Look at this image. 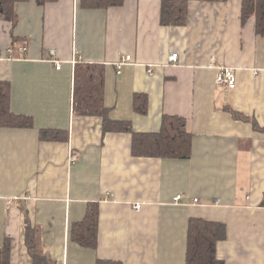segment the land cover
<instances>
[{
    "label": "crops",
    "instance_id": "0c3cea01",
    "mask_svg": "<svg viewBox=\"0 0 264 264\" xmlns=\"http://www.w3.org/2000/svg\"><path fill=\"white\" fill-rule=\"evenodd\" d=\"M242 1L190 0L183 25L161 23L163 0L108 8L28 0L16 4L14 21L0 16V80L11 84V110L32 118L29 127L0 128V245L11 239L10 264H34L28 222L56 264H186L192 217L225 224L217 246L225 264H264V36L254 17L242 19ZM125 54L132 61L119 75ZM82 62L104 64L112 120L158 132L164 115L186 118L191 156L135 155L131 132H104L102 116L75 110ZM222 66L236 68V88L216 84ZM135 93L148 95L146 114L133 110ZM11 196L20 199L7 209ZM89 202L100 210L96 249L71 236Z\"/></svg>",
    "mask_w": 264,
    "mask_h": 264
},
{
    "label": "trees",
    "instance_id": "16d2710c",
    "mask_svg": "<svg viewBox=\"0 0 264 264\" xmlns=\"http://www.w3.org/2000/svg\"><path fill=\"white\" fill-rule=\"evenodd\" d=\"M28 0H0V16L7 20L16 19V4ZM58 0H36L39 5ZM216 2L226 0H200ZM125 0H83V5L90 8H108L121 6ZM190 0H163L161 8V23L164 25H183L189 14ZM255 18L258 35L264 36V0H243L242 19ZM104 64L82 62L75 65L74 70V108L80 114L102 116L104 132L126 131L133 136V153L138 156H153L161 158H189L192 153V135L187 131V119L178 115H164L158 132L134 131L129 120H112L107 115L105 104ZM11 84L0 80V128L31 126L32 118L15 113L10 108ZM148 95L135 93L133 110L140 114L148 112ZM237 119L248 120L242 112L230 110ZM59 132L43 131V136ZM264 203V202H263ZM100 210L98 202H89L84 218L76 222L71 230L72 239L84 247L96 249L98 246ZM226 236V226L222 222L192 217L188 227V246L186 264H225L217 256L218 242ZM26 243L34 258V264H56L42 255L39 245V233L28 222L26 226ZM12 242L6 238L0 245V264H10ZM97 264H123L121 261L98 259Z\"/></svg>",
    "mask_w": 264,
    "mask_h": 264
},
{
    "label": "built area",
    "instance_id": "2783aa9c",
    "mask_svg": "<svg viewBox=\"0 0 264 264\" xmlns=\"http://www.w3.org/2000/svg\"><path fill=\"white\" fill-rule=\"evenodd\" d=\"M22 51H27V47L26 46H22L21 47ZM52 53H55V51H53ZM179 60V54L177 52H172L169 56H168V62H173L176 63ZM132 61V56L130 54H125L122 55L118 62L116 63V68H117V73L120 75L121 74V69L123 67V65H125L126 63ZM74 62V61H73ZM62 67V64H58L57 65V69H60ZM149 74H153L154 73V66L150 65L148 66V71ZM260 72V70H254L255 74H258ZM215 82L219 87H223L226 89H234L237 86V71L235 67H231V66H222L219 68L217 74H216V78H215ZM80 158L79 153L77 152H72L70 155V161L71 162H75ZM183 198L182 194H177L174 197V201L175 202H181ZM20 198L18 196L16 197H7L6 198V208L10 209L12 206H14L17 201ZM194 203L199 202V198H194L193 201ZM264 207V204H263ZM134 208L136 210L141 208V204L140 203H136L134 205Z\"/></svg>",
    "mask_w": 264,
    "mask_h": 264
}]
</instances>
